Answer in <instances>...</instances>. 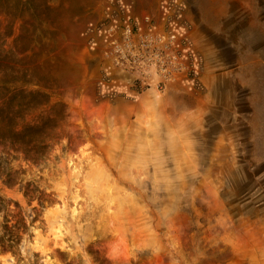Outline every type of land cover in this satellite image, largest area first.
Wrapping results in <instances>:
<instances>
[{"label":"rangeland","instance_id":"obj_1","mask_svg":"<svg viewBox=\"0 0 264 264\" xmlns=\"http://www.w3.org/2000/svg\"><path fill=\"white\" fill-rule=\"evenodd\" d=\"M0 33L66 131L10 158L52 202L0 264H264V0H0Z\"/></svg>","mask_w":264,"mask_h":264},{"label":"trees","instance_id":"obj_2","mask_svg":"<svg viewBox=\"0 0 264 264\" xmlns=\"http://www.w3.org/2000/svg\"><path fill=\"white\" fill-rule=\"evenodd\" d=\"M4 43L0 33V180L8 188L19 184L28 204L36 202L30 214L24 215L17 201L0 194V252L17 253L23 235L31 236L30 224L52 200L34 183L21 184L19 172L9 164L10 158L21 154L34 164H43L66 131L52 111L44 110L36 119L27 120L33 111L48 105V95L30 87L32 82L26 79L28 65L18 57L25 50L6 49Z\"/></svg>","mask_w":264,"mask_h":264}]
</instances>
